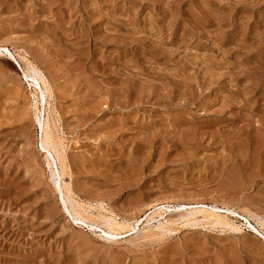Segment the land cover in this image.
<instances>
[{"label":"rangeland","instance_id":"1","mask_svg":"<svg viewBox=\"0 0 264 264\" xmlns=\"http://www.w3.org/2000/svg\"><path fill=\"white\" fill-rule=\"evenodd\" d=\"M0 45V264H264V0H0Z\"/></svg>","mask_w":264,"mask_h":264},{"label":"bare ground","instance_id":"2","mask_svg":"<svg viewBox=\"0 0 264 264\" xmlns=\"http://www.w3.org/2000/svg\"><path fill=\"white\" fill-rule=\"evenodd\" d=\"M9 54V55H12L13 53L10 52L9 49H6L4 48V46L2 47L0 45V54ZM6 55V54H5ZM4 55V56H5ZM22 56V55H21ZM3 57V56H2ZM15 59V58H14ZM24 61L26 62V66L23 67L22 64L19 62L17 63L18 65V71L21 72V74H23L24 78L25 79H28L30 80L32 83L33 82H38V80H41L44 84V87L47 88V83L46 84V81H45V77L41 75V72L34 66V64H32L29 59H27L26 57H23ZM6 60V59H5ZM18 61V60H17ZM24 62V63H25ZM17 68V67H16ZM43 74V73H42ZM40 81V82H41ZM31 83V84H32ZM34 84V83H33ZM36 86V84H34ZM39 84H37L38 86ZM48 87H50V85H48ZM48 89V88H47ZM43 90L45 91V89L42 87L41 90H40V94L43 92ZM38 91V89L36 90ZM35 92V95L37 97V94L38 92ZM47 91V90H46ZM34 95V94H33ZM42 95V94H41ZM52 95V94H50ZM34 96V98H36ZM42 99V98H41ZM38 100V99H37ZM36 100V101H37ZM37 103V102H36ZM36 107V106H35ZM38 111V109H37ZM36 111V112H37ZM40 112V111H39ZM50 119V117H49ZM51 122L47 121L46 123V126L45 128H43L42 130V140H41V147L43 150L47 151H51L53 150L54 151V154L57 153L56 155H58V158L61 160L60 163L62 162V164L64 163V157L65 155L63 154L62 152V149L59 147V143H57L58 140H56L54 137L56 136L55 135V132H54V135L52 133V128L51 127ZM59 139V138H58ZM61 149V150H60ZM52 151V152H53ZM50 155V154H49ZM51 156H53L51 154ZM66 162V161H65ZM51 166V165H49ZM61 166V165H60ZM60 168H64L63 167H60ZM58 169V168H57ZM56 171V170H54ZM53 171V173H54ZM59 172V171H58ZM56 171V174L58 173ZM64 174H65V169H64ZM60 174V173H59ZM58 175V174H57ZM69 185V184H68ZM70 186L67 187V189H65L64 191L63 190H60V194H61V198H63V204L66 208V201H65V196H67L69 198V200L71 201V204H72V210H73V217L75 218L74 221H77V222H81V223H85L87 224L88 221L90 220L91 221V217H87V215H85L83 212H86V210L83 208L84 206H81L80 204L76 203L77 201L74 200L73 198V192H71L72 190L69 189ZM64 189V188H62ZM66 191V192H65ZM67 199V198H66ZM74 201L75 203L77 204L76 206L74 205ZM68 206V205H67ZM88 206V205H87ZM158 206V205H157ZM83 208V212L81 211V209ZM88 208H92V207H88ZM99 208V207H98ZM101 208V207H100ZM67 209V208H66ZM103 209V208H102ZM105 209V208H104ZM156 209V208H155ZM158 209V208H157ZM191 209V208H190ZM189 209V210H190ZM164 210V209H163ZM69 211V210H68ZM91 211V210H89ZM72 213V212H71ZM221 213H224V214H227V215H232L234 217H237V218H241L240 217V213L238 214V212L228 206H225V207H220L218 205H211V206H202V207H195V209L193 210H190L188 212V216L190 218H187V221L190 222V221H193V220H198L199 217H202L206 222H210V226L211 224L213 225H216V226H224V227H231L233 230H236V231H241V227L240 226H235L234 224H231L232 220H230V218L226 215V216H222ZM72 216V214H70ZM97 215V214H96ZM94 215V216H96ZM184 214H182V218L185 217L183 216ZM249 216V215H248ZM104 217V216H103ZM90 218V219H89ZM95 218V217H94ZM99 218V217H98ZM97 218V219H98ZM248 218V217H247ZM246 217H242V220L245 222L246 221V224H247V228L249 230H251L252 232L258 234L259 236H264L260 231L259 229H257L253 224L252 222H250V220H248ZM263 218V217H262ZM107 219V218H106ZM250 219V218H249ZM109 221V223L106 225L107 226V229H103L102 230V233L104 234V236L106 237H118V236H122L123 234L125 233H128L130 232L131 230H133V227L129 225V223L127 222H119L117 221L116 219H114L113 217L112 218H109L107 219ZM128 220V219H127ZM143 220V219H142ZM89 221V222H90ZM96 221V220H95ZM234 221V220H233ZM240 221V220H239ZM197 222V221H196ZM202 222V221H201ZM144 223L147 225V229L148 230H154L153 228H157L159 230H167V231H172V229H169V225H170V219L168 220L167 217H165V211H160L159 210H151L147 216H146V219L144 220ZM156 223H159V224H156ZM172 223V221H171ZM84 224V225H85ZM98 224V223H97ZM93 223L92 221V225L93 226H97L98 228V225ZM172 224H175V223H172ZM187 225V224H186ZM86 226V225H85ZM91 226V225H90ZM90 227V228H93ZM103 226V225H102ZM171 226V225H170ZM264 226V225H263ZM100 227V226H99ZM138 227V226H137ZM258 227V226H257ZM136 228V227H135ZM146 228V227H145ZM149 232V231H148ZM150 232H154V231H150ZM130 236V235H129ZM151 236V235H150ZM123 237V236H122ZM156 240V239H155ZM116 241V240H115Z\"/></svg>","mask_w":264,"mask_h":264}]
</instances>
